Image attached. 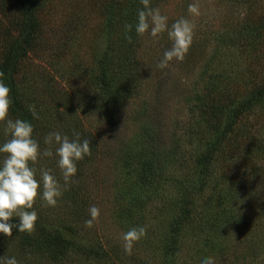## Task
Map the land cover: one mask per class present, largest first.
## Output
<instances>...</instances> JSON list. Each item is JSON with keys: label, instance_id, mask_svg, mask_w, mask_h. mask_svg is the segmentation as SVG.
<instances>
[{"label": "rangeland", "instance_id": "1", "mask_svg": "<svg viewBox=\"0 0 264 264\" xmlns=\"http://www.w3.org/2000/svg\"><path fill=\"white\" fill-rule=\"evenodd\" d=\"M108 1L53 0L52 8L43 17L39 40L23 64L25 71L33 76L37 96L54 92L52 79H56L52 88L64 89L70 96L79 97L87 91L90 95L97 58L111 38L104 19L103 3ZM190 3L199 4L200 15L189 13ZM156 7L169 21L185 17L195 25L193 42L184 59H173L166 68H160L159 61L171 47V41L167 33L157 37L145 33L138 51L141 63L136 67L141 82L138 92L118 109L112 124L92 113L84 117L86 127L100 137L108 153L93 167L96 175L89 180L90 197L82 211L83 220L73 222L76 224L73 234L80 238L79 244L81 240L94 243L100 238L102 242H112L119 249H125L123 235L130 227L120 224L118 209L110 202L116 189L114 184L123 175V169H117L119 163L131 166H122L126 176L128 170L137 175L143 171L146 176L162 181L161 190L153 191L145 199L152 200L141 212L145 214L146 233L132 242L131 252L124 250L126 257L122 264H158L153 253L162 224H157L153 213L167 193L174 192L172 180H188L194 174L197 149L206 145V136L199 131L202 111L192 94L205 86L199 78L205 66V76L210 75L215 82L229 87L230 98L242 92V74L247 71L256 77L264 74V47L260 50L253 45L255 42L244 38L226 46L230 41L228 36L243 33L248 21L264 18V0H160ZM232 50L235 55L228 54ZM43 76H48L51 84ZM47 109L51 113L52 109ZM9 116L13 118L10 112ZM244 122L236 130L232 144L226 145L225 155L219 157L218 171L210 183L216 195L223 196L222 210L216 214L220 215L221 222L210 225L211 213L199 210L201 220L194 224L199 225L205 237L197 239V228L187 234L177 260L168 264H198L201 257H212L214 264H264V218L260 219L264 212V179L249 173L255 169L264 174V116L259 112L249 114ZM4 139L0 122V142ZM128 159L131 161L126 162ZM146 159L151 166L147 171L140 167L141 163L144 168ZM37 199L41 200L39 196ZM57 205L58 202L55 206L42 204V207L51 218L55 214H66L68 218L66 206ZM93 205L100 214L88 226L85 221L91 218L89 209ZM201 243L202 248L197 249ZM11 254L6 250L4 256ZM30 260L32 264H44L34 257ZM98 262L82 264H101Z\"/></svg>", "mask_w": 264, "mask_h": 264}, {"label": "trees", "instance_id": "2", "mask_svg": "<svg viewBox=\"0 0 264 264\" xmlns=\"http://www.w3.org/2000/svg\"><path fill=\"white\" fill-rule=\"evenodd\" d=\"M159 1L151 0L152 6L156 7ZM52 2L53 0H0V72L4 73L5 82L11 89L9 96L12 104L9 112L14 119L21 118L32 123L33 136L40 141L42 150L47 147L43 143L47 133L59 131L72 138L74 133L78 132L81 139L90 140L91 154L77 162V173L66 188L61 171L56 166L55 156L41 157L36 162L38 175L39 169L47 168L60 181L62 196L57 198V206L60 208L66 206L68 218L64 216L66 214H55L51 218L48 212L43 210L42 204H46L36 199L33 207L37 211L38 219L34 230L29 233L17 232L14 229L11 236L0 233V255L4 256L8 250L12 253L10 256H15L18 261L21 260L25 264H32L31 257L44 264L47 262L82 264L92 263L94 260L101 264H122L123 257H126L125 249H119L112 242H102L100 238L94 243L81 240L79 244L77 240L80 238L74 237L73 231L76 224L83 220L82 211L90 197L89 180L96 175L93 167L99 162L97 161L99 158L105 157L108 153V149L102 147L100 137L86 127L84 117L92 113L112 124L118 109L138 92L141 82L136 67L141 63V53L138 51L144 34L137 35L134 28L126 32L125 25L135 23L137 9L143 5L140 0H109L107 4L103 3L106 7L104 19L107 21L111 38L97 58L94 86L90 95L87 91L79 97L70 96L64 89L52 88V85H56V79H52L51 84L48 76H43V79L51 84V90L54 92L37 96L33 76L30 71H25L23 64L39 40L43 17L52 8ZM262 19L256 22L248 21L247 29L243 33L228 36L230 41L226 46L244 38L255 42L253 45L260 50L263 49L264 18ZM173 21L174 19L169 21V24ZM234 51L228 54L235 55ZM206 69L207 65L199 75L205 83L203 90L192 93L193 99L197 101V106L202 111L199 131L202 136H206V145L197 149L194 174L188 180L185 178L172 180L174 192L167 193L159 208L156 207V213H153L157 224L159 222L162 224L161 234L157 238L153 253L158 258V264H168L177 260L185 236L194 233L196 228L197 239L205 237L201 234L202 229L199 225L194 224L201 220L200 211L211 213L210 225L221 222L220 215L216 214L218 210H222L223 196L216 195L213 184H210L213 174L218 171L219 157L225 155L226 145L229 142L232 144L231 140L236 130L245 123L244 119L249 114L259 112L264 116V74L256 77L248 74V71L245 74L241 73L242 92L230 98L229 87L215 82L210 75L207 78ZM48 107L52 109L51 113L48 112ZM243 126L246 133L247 128ZM103 160L101 159L102 162ZM130 161L128 159L126 162ZM144 165L142 168L140 163L142 170L147 171L151 167L147 159L144 160ZM122 166L131 167L126 163L117 165V169L121 171L123 169V175L118 184H114L117 190L115 189L111 198L109 196L110 202L118 209L121 225L145 226L143 220L145 214L141 212L152 201L145 199L149 198L153 191L161 190L162 181L146 176L143 171L137 175L128 170L126 176L124 174L126 170ZM249 173L255 174L257 179L262 176L264 179L263 172L251 169ZM243 174L245 173L241 175ZM244 177L248 176H241ZM229 178L233 180L231 176ZM247 180L252 182L251 178ZM262 185L264 194V181ZM166 189L164 187V190ZM262 214L260 219L264 218V212ZM198 248H202V243L197 246Z\"/></svg>", "mask_w": 264, "mask_h": 264}, {"label": "clouds", "instance_id": "3", "mask_svg": "<svg viewBox=\"0 0 264 264\" xmlns=\"http://www.w3.org/2000/svg\"><path fill=\"white\" fill-rule=\"evenodd\" d=\"M143 7L137 9L134 24H126V32L135 30L137 35L148 33L153 37L167 33L171 47L163 52L160 68H166L173 59L183 60L194 36L195 25L187 18L180 17L169 24V19L151 0H140ZM188 11L193 16L200 15L198 3H190ZM11 89L0 72V122L5 139L0 142V233L11 236L17 232H32L38 219L33 207L37 197L46 206H55L62 196L61 184L50 169L35 167L41 157H56L66 188L77 173V162L91 154L90 140L81 139L78 132L70 138L59 131H51L43 138L47 147L41 149L40 141L33 136V125L28 120L10 118L9 108L12 100ZM54 148V151H53ZM90 219L85 223L91 226L100 210L93 205L89 209ZM146 233L143 226L130 227L123 235L125 250L131 252L132 242ZM0 264H19L15 256L0 255ZM198 264H214L212 257H201Z\"/></svg>", "mask_w": 264, "mask_h": 264}]
</instances>
